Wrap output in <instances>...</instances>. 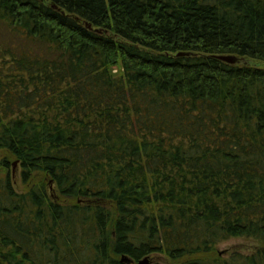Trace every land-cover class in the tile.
Instances as JSON below:
<instances>
[{
    "label": "trees",
    "instance_id": "obj_1",
    "mask_svg": "<svg viewBox=\"0 0 264 264\" xmlns=\"http://www.w3.org/2000/svg\"><path fill=\"white\" fill-rule=\"evenodd\" d=\"M0 154V264H264V0H0Z\"/></svg>",
    "mask_w": 264,
    "mask_h": 264
},
{
    "label": "rangeland",
    "instance_id": "obj_2",
    "mask_svg": "<svg viewBox=\"0 0 264 264\" xmlns=\"http://www.w3.org/2000/svg\"><path fill=\"white\" fill-rule=\"evenodd\" d=\"M3 155L0 154V176L9 174L14 182V185L18 191L26 189V185L21 182V171L20 166L17 164L14 166L16 161H12L8 169L2 166ZM260 247L259 242L248 239V238H231L227 241L220 243L217 246V251L221 256H229L233 252H239L244 255L252 254L257 248Z\"/></svg>",
    "mask_w": 264,
    "mask_h": 264
},
{
    "label": "water",
    "instance_id": "obj_3",
    "mask_svg": "<svg viewBox=\"0 0 264 264\" xmlns=\"http://www.w3.org/2000/svg\"><path fill=\"white\" fill-rule=\"evenodd\" d=\"M218 58L220 60L228 62L230 64H236V63L240 62L237 57L232 56V55H222V56H219ZM17 164H18V162L16 161V163H14V166H16ZM122 260L123 261L125 260V261H127L129 263L132 262L129 258H126L125 256L123 257ZM150 263H151V260H150L149 257H147V258L141 260L138 264H150Z\"/></svg>",
    "mask_w": 264,
    "mask_h": 264
}]
</instances>
